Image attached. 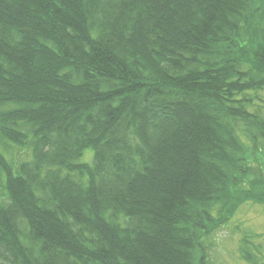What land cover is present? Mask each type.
Instances as JSON below:
<instances>
[{
    "label": "trees",
    "instance_id": "1",
    "mask_svg": "<svg viewBox=\"0 0 264 264\" xmlns=\"http://www.w3.org/2000/svg\"><path fill=\"white\" fill-rule=\"evenodd\" d=\"M261 91L264 0H0V264H211Z\"/></svg>",
    "mask_w": 264,
    "mask_h": 264
},
{
    "label": "rangeland",
    "instance_id": "2",
    "mask_svg": "<svg viewBox=\"0 0 264 264\" xmlns=\"http://www.w3.org/2000/svg\"><path fill=\"white\" fill-rule=\"evenodd\" d=\"M262 109H264V92L258 93ZM16 150V148H15ZM92 158V151L88 154ZM261 235V248H264V205L256 203L244 204L237 214L231 219L218 236L210 254L211 264H247L243 259L241 250L244 247L245 236Z\"/></svg>",
    "mask_w": 264,
    "mask_h": 264
}]
</instances>
